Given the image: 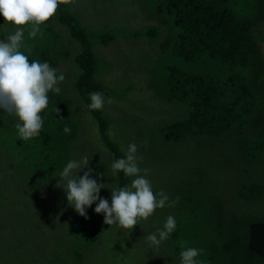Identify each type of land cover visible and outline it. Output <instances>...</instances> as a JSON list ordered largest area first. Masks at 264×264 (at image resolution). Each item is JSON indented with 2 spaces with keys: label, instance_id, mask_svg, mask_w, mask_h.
<instances>
[{
  "label": "rangeland",
  "instance_id": "obj_1",
  "mask_svg": "<svg viewBox=\"0 0 264 264\" xmlns=\"http://www.w3.org/2000/svg\"><path fill=\"white\" fill-rule=\"evenodd\" d=\"M208 1H215L218 8L227 10L235 19L245 20L249 24L250 37L257 45L260 55V64L256 70L259 73L256 76L254 69L249 65L239 71L245 77L253 76L260 91L264 93V0ZM156 2L157 0H72L69 4H63L86 32L83 36H87L95 57L92 62L95 79L105 84V88L112 93L115 89L119 95L123 94L122 99L117 96L116 100L105 95L104 106L98 110L109 120L105 134L120 145L125 157L128 148L126 138L136 131L144 132L145 135L134 137L132 143L137 146V157L142 158L138 161L139 167L149 170L146 178L150 180L153 192L163 190L169 196V200H175L182 194L181 201L175 207L165 206L156 209V214L153 213L146 221L141 220L131 231L126 232L123 228L121 231L114 225L104 224L103 214L94 211L98 201L91 205L86 211L93 213L101 230L97 238L86 249L83 248L80 264H136L135 260L139 255H130L129 250L122 245L123 238L129 237L134 247L140 248L142 240L138 238L139 234L137 235L139 226L142 224L143 228L152 224H164L169 215L175 218L176 223H183L180 217L186 218L184 222L192 223L188 224V230L184 225L180 228L181 241L184 242L185 248H198L200 244L196 234L201 228H206L203 238L210 241L213 234L209 228L214 216L210 215L207 205L197 194V182L202 187L201 195L206 201L210 200V195L204 192L211 191L214 195L210 201L212 206L215 208L220 206L224 209L229 207V210L222 214L224 220L230 218L233 220L232 215L236 216L239 213H243V216L236 220L235 225L238 226L248 216L264 219V150L258 152L253 146L254 139L264 140V133L251 134L246 129L230 128L215 139V144L204 145L197 144V139H204V136L200 135L193 136L189 141L176 143H165L159 138L148 140L155 127L176 121L186 109L184 104L176 100L165 101L164 95H158L157 87L153 85L169 69L166 65L180 64L179 58L163 52L159 47L163 38L171 34L172 27L165 13L155 11ZM148 27L155 28L153 38L147 39L148 36L145 34L133 36V32L145 31ZM25 28V44L31 47V51L27 52L23 47L21 51H25L29 62L39 60L41 63L53 64L51 68L65 77L58 84L60 93L63 92L64 96H67L63 109L57 113L53 110L54 104L49 102L48 107L40 113L43 120H51L63 131L65 127L70 128L64 115L65 108L66 111L74 114L75 128L82 129L75 137L76 144L60 143L57 137L53 139V143L59 149L63 146L67 155L71 151V160H79L83 156L91 158L88 165L92 169L91 178L104 184L106 188H101L99 195L111 204L110 188L114 183V174L111 169L110 154L100 140L96 124L89 117L88 111L79 109L76 92L73 97H69L67 93L72 87L73 72L79 68L74 63L75 54L79 50L78 43L71 38L70 29L54 19V16L41 26L42 34H38L34 39L28 38V26ZM101 31L112 32V37L106 45H100L96 40V35ZM13 32L12 26L5 24L3 17L0 16V40H6ZM35 48L42 51L41 54H45L46 59H40V55L34 53ZM214 69L215 66H211L208 61L200 59L183 62L178 68L179 71L198 73L211 72ZM109 99L111 103H108ZM259 101L262 104L255 109L254 115H259L260 120L256 123L258 127L254 131L259 130L260 126L264 131V95ZM2 113H0V135L6 132L7 136L0 137L2 140L0 141V186L6 196L2 194L4 200L0 197V202L1 206H8L12 201L15 206L22 207L31 201L32 194L29 190L14 192L19 167L16 161L11 160L8 151L13 146L15 151L25 156L26 163L31 167L36 162V155L33 150L25 146V140L19 138L14 126L16 119L3 111ZM147 114H149L148 119L145 117ZM48 129H51V126ZM67 141H70V137ZM239 145L247 154L244 152L243 155L240 154ZM65 152L56 165L47 167L50 169L49 176L42 174L38 181L39 187L45 188L49 184L58 183L59 175L64 168ZM173 156L175 161L171 159ZM9 162L12 164V170ZM96 162L98 165H103L101 180L98 177L102 172H94ZM38 169L42 171L43 167L40 166ZM87 170V168L82 169L78 178ZM31 176L32 172H27V179L24 181L26 188H29ZM133 179L134 177H129L128 185ZM166 181L178 187L166 189L163 187ZM183 181L191 182L182 189L179 184ZM252 184H258L256 188L258 190L250 186ZM12 211L11 215L0 214L1 239L3 236L9 238V234L13 237V231H16L23 217V211L19 209ZM71 216L81 217L75 210L71 211ZM68 218L66 215L63 220L68 221ZM158 258V255L155 256V259ZM140 262L142 264L143 260ZM41 264L48 263L43 258ZM56 264H63V258L57 260ZM71 264H74L73 260Z\"/></svg>",
  "mask_w": 264,
  "mask_h": 264
},
{
  "label": "trees",
  "instance_id": "obj_2",
  "mask_svg": "<svg viewBox=\"0 0 264 264\" xmlns=\"http://www.w3.org/2000/svg\"><path fill=\"white\" fill-rule=\"evenodd\" d=\"M215 3V1L208 0H157L155 4V11L165 13L172 27L171 34L164 37L159 44L161 50L179 58L178 63L180 64L200 59L208 61L211 66H215V69L206 73L184 72L178 70L180 64L166 65L169 69L156 83H153L157 87V94L164 95L165 101L181 102L186 109L176 121L155 127L148 140L159 138L165 143H176L189 141L193 136L200 135L204 136L205 140L197 139V144L203 143L204 145L215 144V139L230 128L246 129L251 134L264 133L262 126L254 131L258 127L256 123L260 120L259 115H254L255 109L262 104L258 100L263 97L264 93L260 91L253 76L245 77L239 71L246 69L249 65L252 66L257 76L259 72L256 70L260 64L258 47L250 37L249 24L245 20L235 19L231 13L218 8ZM55 18L70 29L72 38H77L84 43V38L87 39V36L83 35H86V32L68 12L65 5H59L54 15ZM132 34L135 37L145 34L148 36L147 39L153 38L155 28L148 27L145 31ZM111 37L112 32L109 31H101L96 35V39L103 44ZM41 52L34 49V53L40 55V59H46L45 54L42 55ZM92 62L80 56L74 58V63L79 68L73 72L72 87L67 92L69 97H73L76 92L79 109L83 108L86 111L88 109L86 105L90 103L89 93L100 92L104 97L107 95L112 100H116L117 96L122 99L123 96V94L119 95L115 89L112 93L105 88V84L95 79ZM61 93L56 94L51 91L48 93L49 102L54 104L55 112L58 109L57 113L61 112L67 100V96ZM0 113H2L1 110ZM64 115H66V122L70 125V134L58 129L53 124L54 122L46 119V121L43 120V128L39 135L24 141L25 146L35 152L36 162L33 167L26 163L25 156L15 151L13 146L8 151L11 160L16 161L19 167L14 192L29 190L32 199L22 207L15 206L12 201L8 206H1L0 202V214L11 215L13 214L12 209L23 211V217L16 231H13V237L9 234V238L4 236L0 238V264H41L43 258L48 264H56L60 258H63V264H71L72 260L74 263V259L81 261L83 248L86 249L97 238L101 230L91 211H86L88 219L72 218L71 211L74 208L68 204L64 191L57 187L58 183L49 184L45 188L38 186L43 173L49 176L50 169L47 167L56 165L60 156L65 152L63 146L61 149L56 147L53 139L57 137L60 143L76 144L75 137L82 130L81 127L75 128L72 112L64 108ZM89 115L96 124L99 138L110 154L111 162L124 158L120 145L105 134L109 122L105 114H100L96 110L91 111ZM132 117H134L133 114ZM145 117L148 119L149 114ZM49 126L51 129H48ZM2 135L7 136V133ZM143 135H145L144 132L136 131L126 138V142L129 145L134 137ZM69 137L70 141H67ZM0 141L2 142L1 138ZM253 146L258 152L263 151L264 140L254 139ZM238 148L241 155L243 152L247 154L240 145ZM64 155H66L63 162L65 167L66 162L71 160V151L68 155L66 151ZM171 159L175 161V156ZM8 164L12 170L11 162ZM40 166L43 167L42 171L38 169ZM94 170L95 173H101L103 165H98L96 162ZM27 172H32L29 188H26L24 183L27 179ZM79 173L80 171L77 177ZM98 178L103 179V172ZM188 182L191 181L181 182L180 188L183 189ZM128 183L129 177H125L122 172H117L114 175L112 187H123ZM197 184V194L207 205L210 215L214 216V221L209 228L213 234L211 240L207 241L203 238L206 228H201L196 234L200 244L198 249H204L203 254L197 259L203 261L204 264H264V219L248 216L241 224L237 223L238 226L235 225L236 220L243 216V213H239L236 216L232 215L233 220L232 218L224 220L222 214L229 210V207L224 209L220 206L219 208L212 206L210 201L214 195L211 191L204 192L210 195V200L206 201L201 195L202 187L199 182ZM250 186L258 188V184ZM163 187L171 190L178 186L166 181ZM154 190L158 191L157 188ZM187 191L189 192L188 189ZM214 192L218 195L216 191ZM2 194L6 196L0 186V197ZM181 196L182 194L179 201H181ZM66 215L69 217L68 221L63 220ZM180 219L183 223H176L175 230L158 248L150 247V242L145 237L157 229H163L164 224L162 226L153 224L152 229L140 226L137 231L138 238L142 240L140 248H135L129 237L123 238L122 245L129 250L130 255H139L135 260L136 264H141V260H143L142 264H180V252L183 250L180 228L184 225L185 228L188 227V230V224H192L184 222L185 217H180ZM118 229L122 231L121 228ZM123 231L131 230L123 229ZM154 251L159 253L158 260H155L153 256Z\"/></svg>",
  "mask_w": 264,
  "mask_h": 264
},
{
  "label": "clouds",
  "instance_id": "obj_3",
  "mask_svg": "<svg viewBox=\"0 0 264 264\" xmlns=\"http://www.w3.org/2000/svg\"><path fill=\"white\" fill-rule=\"evenodd\" d=\"M71 2L72 0H0V16L5 24L14 29L6 40H0V110L16 119L14 126L22 140L27 141L39 135L43 128L40 113L48 107V93L51 91L59 94L61 89L58 84L65 79L62 73H56L47 62H29L25 51L30 52L31 47L25 44V26H28V38H36L38 34H42L41 26L55 15L59 5ZM72 39L79 46L74 58L80 56L90 62L95 59L88 39L84 38V43L77 38ZM97 42L106 45L108 40L104 44L98 40ZM22 47L25 51H21ZM89 99L90 103L86 105L89 113L103 108L105 101L102 93H89ZM111 102L109 99L108 103ZM64 132L70 134L71 129L65 127ZM136 153V144H129L125 157L116 159L111 164L114 175L122 172L125 177H134L130 185L110 188L111 204L99 195L101 188L106 187L91 178L92 169L88 167L91 158L88 156L69 160L59 175L57 187L64 191L68 204L84 219H88L87 208L98 201L94 211L103 214L104 224L131 230L141 220L146 221L152 216L156 209L175 207L179 202V197L170 201L163 190L153 192L152 184L146 178L149 170L139 167L138 161L142 158L137 157ZM85 168L88 170L78 178L77 173ZM162 227L163 229H157L145 237L150 242V247L158 248L168 239L175 230V218L169 215ZM148 228L152 229V226ZM181 248L180 264H204L197 259L204 249L185 248L183 241ZM158 254V251H154L153 256ZM74 263L80 264L81 261L74 259Z\"/></svg>",
  "mask_w": 264,
  "mask_h": 264
},
{
  "label": "flooded vegetation",
  "instance_id": "obj_4",
  "mask_svg": "<svg viewBox=\"0 0 264 264\" xmlns=\"http://www.w3.org/2000/svg\"><path fill=\"white\" fill-rule=\"evenodd\" d=\"M53 64H50V67H52Z\"/></svg>",
  "mask_w": 264,
  "mask_h": 264
}]
</instances>
